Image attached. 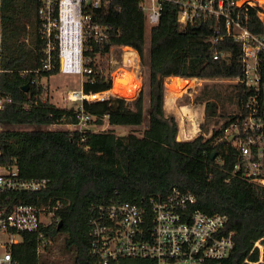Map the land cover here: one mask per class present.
Returning a JSON list of instances; mask_svg holds the SVG:
<instances>
[{"label":"trees","instance_id":"1","mask_svg":"<svg viewBox=\"0 0 264 264\" xmlns=\"http://www.w3.org/2000/svg\"><path fill=\"white\" fill-rule=\"evenodd\" d=\"M40 3L41 0H1L0 93L11 101L5 103L1 112L0 162L16 163L23 179L45 178L49 182L38 191L6 190L1 196L3 204L55 207L59 220L44 228L47 238L55 242L62 235L60 251L71 257V264H89L92 256L88 221L94 204L114 200L145 204L152 197L164 196L178 187L193 192L196 206L203 211L229 216V228L236 235L235 247L227 261L239 264L255 240L264 235V185L234 172L237 148L222 137L236 117L234 114L254 90L243 82H233L227 98L234 100L235 110L229 114L221 108L222 95L218 89L204 84L194 98L205 108L201 132L192 139L177 140L178 121L165 110V97L167 100L173 95L172 81L166 86L165 82L176 76L241 77V44L229 36L214 43L211 39L217 33L211 29L213 21L183 28L177 6L166 3L160 22L151 28L146 60L147 18L141 0H112L108 8L94 12L86 28L94 33L96 26L108 27L98 40L90 33L86 35L83 67L91 71L84 72L88 78L82 89L85 94L110 90L111 71L96 58L109 55L112 48L121 52V47L130 46L148 63V104L146 93L141 90L134 100L111 95L83 99L78 108L58 107L42 96L43 79L59 73L61 64L56 48L51 51L50 68L45 67L47 44L38 15ZM249 27L264 36V24L254 8L249 12ZM216 51H229L231 57L216 59ZM262 72L264 76V61ZM26 84L29 89L25 91ZM261 88L264 90L263 82ZM81 114L89 115L88 122L99 125L106 121L112 126H140L147 122V127L142 136L134 132L118 134L113 128L102 131L43 128L76 125ZM221 121L220 127H210ZM17 125L34 128H13ZM38 247V233H24L23 241L12 248L16 264L50 263L48 255L43 258L46 254H39ZM52 247L46 245L48 253ZM110 264H154V261L125 258Z\"/></svg>","mask_w":264,"mask_h":264},{"label":"built area","instance_id":"2","mask_svg":"<svg viewBox=\"0 0 264 264\" xmlns=\"http://www.w3.org/2000/svg\"><path fill=\"white\" fill-rule=\"evenodd\" d=\"M111 2L41 0L38 15L47 44L45 67L50 68L51 51L57 48L61 67L74 59L81 63L79 72H90L83 67L86 35L90 33L98 40L108 27L96 26L94 33L86 31V28L94 12L108 8ZM166 3L177 6L178 20L183 28L213 21L210 26L217 33L211 39L214 43L229 36L241 44L243 74L231 81L243 82L254 92L234 114L236 117L225 128L222 139H227L237 148L234 172L264 185V90L261 88V83H264V36L254 33L249 27L251 8L256 9L264 24V0H141L150 28L160 22ZM1 44L0 0V59ZM72 46L77 47L73 55L67 51ZM124 47L127 46L121 48ZM113 52L114 48L110 52L111 61L118 62L114 60ZM230 57L229 51L214 53L216 59ZM87 59L91 60L90 57ZM96 94H85L81 89L72 90L69 97L77 101L97 98ZM9 101L10 97L0 93V131L3 129L1 112ZM89 120V115L81 114L79 123L74 126L84 129ZM230 136H233L232 140ZM48 182L45 178L23 179L16 163L4 165L0 162V264H16L12 248L23 241L27 232L38 233V252L48 253L46 245H52L53 241L47 238L44 228L59 220L55 217V207L29 203L9 206L3 204L1 197L6 190L38 191ZM196 202L193 192L173 187L164 196L152 197L145 204L115 200L94 204L88 221L89 252L92 256L89 264H110L125 258L152 260L154 264H230L227 260L235 247L236 231L229 228V216L203 211ZM67 258L57 263L71 264V257ZM239 264H264V235L255 240Z\"/></svg>","mask_w":264,"mask_h":264},{"label":"rangeland","instance_id":"3","mask_svg":"<svg viewBox=\"0 0 264 264\" xmlns=\"http://www.w3.org/2000/svg\"><path fill=\"white\" fill-rule=\"evenodd\" d=\"M150 32L151 28L148 24L146 27V60L149 58V45H150ZM130 47V46H127ZM122 48L121 52L117 49L113 52L114 60H118V62L111 61V55H105L103 57L97 56L96 60L99 62L105 63V66L110 70V74L114 80L116 77L124 76L127 72L132 77L133 83H137L140 81L139 85H136V90L133 95L129 97L122 96L118 93H115L113 87L110 90L99 93L100 96L97 98L89 97L88 100H95L101 98H107L111 95L120 96L126 98L128 100H134L138 94L143 90L146 94V104H148V85L146 84V78L148 73V63L142 60L138 51L134 48L131 52L134 53L136 58L132 61H129L125 58L126 48ZM132 48V47H131ZM127 53V54H128ZM63 67V66H62ZM59 73L52 75L49 79L44 78V92L42 94L43 98L49 100L54 103L58 107L65 108H77L78 105L82 102L81 99L77 101H72L69 97V94L72 90H81L83 82L88 78V76L83 72H74L68 73L63 70ZM82 67V66H81ZM178 77V76H177ZM172 77H168L165 82L166 83L172 81ZM177 83L181 82L183 85L179 84V89L173 93L169 99H165V110L167 114H173L178 121L179 124V133L178 136L181 140H188L196 137L201 132L200 123L203 122L205 116V108L204 104L196 103L194 98L196 94H198L204 84L209 83L212 88L218 89L220 95L222 97L219 99L221 108H225L227 113H233L235 110L234 100L227 98L232 93V84L233 81L231 79H187L185 82L181 81L182 79H177ZM223 100L224 102H221ZM223 121V120H222ZM222 121L218 124H210V127L218 128L220 127ZM147 122L140 126H112L107 123V121L103 125H99L94 122H88L85 125L86 128H90L96 131H102L109 128H113L118 134H127L130 132H134L135 134L142 136L145 128L147 127ZM16 129H31L33 126L28 125H17L13 126ZM43 128H69L74 129V125H50L43 126ZM62 235H60L55 242H53L52 250L43 256L45 258L47 255V259L49 262H63L65 259H68V256L61 253L60 248L62 244Z\"/></svg>","mask_w":264,"mask_h":264},{"label":"bare ground","instance_id":"4","mask_svg":"<svg viewBox=\"0 0 264 264\" xmlns=\"http://www.w3.org/2000/svg\"><path fill=\"white\" fill-rule=\"evenodd\" d=\"M132 49L133 48H131V47H127L126 48L125 58L128 59L129 61H132V60H134L136 58L134 53H128V52H131ZM67 51L69 53H72V55L76 54L77 47L76 46H72L71 48L69 47L67 49ZM80 69H81V63H79V61H75L74 59L72 61H68L67 63L65 62L64 65H63V70L68 72V73L79 72ZM179 78L182 79L181 81H183V82H185L187 79H191V78H181V77H177V76L174 77L172 79V82H171V92H172V94L179 89V84L180 83H177V81H178L177 79H179ZM132 80L133 79H132V77L130 76V74L128 72L124 76L116 77L115 80H114L113 90L115 91V93H118V94H120L122 96H125V97H129V96L133 95L135 90H136V85H139L140 81H137V83H133ZM180 85L182 86L183 83L181 82ZM99 93H101V92H99ZM99 93L96 94V97L100 96ZM22 200H24V199H22Z\"/></svg>","mask_w":264,"mask_h":264},{"label":"water","instance_id":"5","mask_svg":"<svg viewBox=\"0 0 264 264\" xmlns=\"http://www.w3.org/2000/svg\"><path fill=\"white\" fill-rule=\"evenodd\" d=\"M28 89H29V84H26V85L24 86V90L26 91V90H28ZM229 139L232 140V139H233V136H230ZM177 140H181L179 136H177Z\"/></svg>","mask_w":264,"mask_h":264},{"label":"crops","instance_id":"6","mask_svg":"<svg viewBox=\"0 0 264 264\" xmlns=\"http://www.w3.org/2000/svg\"><path fill=\"white\" fill-rule=\"evenodd\" d=\"M193 79V78H192ZM165 99H166V97H165ZM166 107V106H165ZM68 126V125H67Z\"/></svg>","mask_w":264,"mask_h":264}]
</instances>
